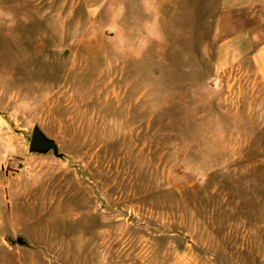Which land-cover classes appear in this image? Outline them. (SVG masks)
Returning <instances> with one entry per match:
<instances>
[{
  "label": "rangeland",
  "instance_id": "1",
  "mask_svg": "<svg viewBox=\"0 0 264 264\" xmlns=\"http://www.w3.org/2000/svg\"><path fill=\"white\" fill-rule=\"evenodd\" d=\"M244 1L0 0L13 264H264V83L217 56L264 40ZM36 126L62 158L30 152Z\"/></svg>",
  "mask_w": 264,
  "mask_h": 264
},
{
  "label": "crops",
  "instance_id": "2",
  "mask_svg": "<svg viewBox=\"0 0 264 264\" xmlns=\"http://www.w3.org/2000/svg\"><path fill=\"white\" fill-rule=\"evenodd\" d=\"M229 2V9L234 10L238 9L240 5H238V0H227ZM249 5H252L253 0L244 1ZM263 0H258L259 5L263 4ZM217 56H251L252 63L262 79L264 83V40H261L259 36H253L251 38L249 35H245L240 33L236 36L229 37L227 39L222 40L218 45ZM6 187L9 189V194L11 193V185L7 184ZM7 198H0V205L3 207L2 209L7 211L8 215L3 219L0 217V220L7 221L13 218V213H10L8 208ZM10 213V214H9ZM7 243L5 238H2L0 235V248L7 251L9 256H12V260L6 262V264H13L14 250L12 248H7L5 244ZM20 264H27V262L23 263L20 261Z\"/></svg>",
  "mask_w": 264,
  "mask_h": 264
},
{
  "label": "water",
  "instance_id": "3",
  "mask_svg": "<svg viewBox=\"0 0 264 264\" xmlns=\"http://www.w3.org/2000/svg\"><path fill=\"white\" fill-rule=\"evenodd\" d=\"M30 152L33 154L46 155L53 152L55 156L62 158L64 155L60 153L59 146L54 139L49 138L39 126L33 130ZM19 244L24 245L22 238L18 240Z\"/></svg>",
  "mask_w": 264,
  "mask_h": 264
}]
</instances>
